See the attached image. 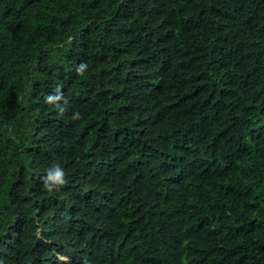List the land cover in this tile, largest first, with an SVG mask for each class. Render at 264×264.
Masks as SVG:
<instances>
[{
  "label": "trees",
  "instance_id": "16d2710c",
  "mask_svg": "<svg viewBox=\"0 0 264 264\" xmlns=\"http://www.w3.org/2000/svg\"><path fill=\"white\" fill-rule=\"evenodd\" d=\"M0 264H264V0H0Z\"/></svg>",
  "mask_w": 264,
  "mask_h": 264
},
{
  "label": "clouds",
  "instance_id": "9594fccd",
  "mask_svg": "<svg viewBox=\"0 0 264 264\" xmlns=\"http://www.w3.org/2000/svg\"><path fill=\"white\" fill-rule=\"evenodd\" d=\"M59 99V96L48 95L46 100L52 102ZM63 111V108L60 109ZM78 113H74L73 116L78 117ZM44 186L49 190H58L66 181L65 169L58 163L53 162L49 168L45 170V175L42 177Z\"/></svg>",
  "mask_w": 264,
  "mask_h": 264
},
{
  "label": "rangeland",
  "instance_id": "374dc122",
  "mask_svg": "<svg viewBox=\"0 0 264 264\" xmlns=\"http://www.w3.org/2000/svg\"><path fill=\"white\" fill-rule=\"evenodd\" d=\"M66 262V261H65Z\"/></svg>",
  "mask_w": 264,
  "mask_h": 264
}]
</instances>
